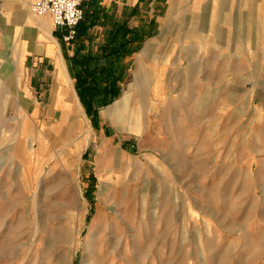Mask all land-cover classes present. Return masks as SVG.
I'll use <instances>...</instances> for the list:
<instances>
[{"label":"rangeland","instance_id":"obj_1","mask_svg":"<svg viewBox=\"0 0 264 264\" xmlns=\"http://www.w3.org/2000/svg\"><path fill=\"white\" fill-rule=\"evenodd\" d=\"M131 22L132 48L69 61L118 81L94 115L52 68L0 67V264H264V0Z\"/></svg>","mask_w":264,"mask_h":264},{"label":"crops","instance_id":"obj_2","mask_svg":"<svg viewBox=\"0 0 264 264\" xmlns=\"http://www.w3.org/2000/svg\"><path fill=\"white\" fill-rule=\"evenodd\" d=\"M34 1L0 0V67L3 70H42V81L49 73V68H52L58 81L56 87L62 84V92L70 93L77 86L78 74L90 70L79 59L78 73L71 76V56L81 58L87 55L88 60L101 62L113 56V48L122 45L132 48L139 39L134 40V36H129L128 31L133 29L131 20L153 0H88L84 3V18L78 24L77 33L71 41L64 39L68 27L56 26L50 14L38 16L33 13L31 5ZM97 25L107 31L103 41L98 44L106 47L102 53L89 51L91 30ZM73 44L74 49H81L77 50L80 51L77 55L67 52L66 45Z\"/></svg>","mask_w":264,"mask_h":264},{"label":"built area","instance_id":"obj_3","mask_svg":"<svg viewBox=\"0 0 264 264\" xmlns=\"http://www.w3.org/2000/svg\"><path fill=\"white\" fill-rule=\"evenodd\" d=\"M86 1L88 0H35L31 8L38 16L50 14L56 26L68 27L64 39L71 41L77 33L78 24L84 18Z\"/></svg>","mask_w":264,"mask_h":264},{"label":"trees","instance_id":"obj_4","mask_svg":"<svg viewBox=\"0 0 264 264\" xmlns=\"http://www.w3.org/2000/svg\"><path fill=\"white\" fill-rule=\"evenodd\" d=\"M122 47H126L125 45H122L120 47H116V49L113 48L115 53H118ZM129 49V48H128ZM128 49H124V54L125 55L127 52H129ZM86 74L84 73H79L77 76V88L79 90L80 96L82 98L83 103L85 104L88 112L91 115H94L97 112V107L95 108L94 104L95 102H99L101 104H108L114 97L117 96V80H111L110 78L105 77L104 79H107V81L101 80L104 82L106 86L104 89H101L100 87V81L98 80L99 78L95 76L92 71V73H87L89 72L88 70H84ZM90 87V88H88ZM97 87H99V90H103V93H98L96 94L95 92H92V90H96ZM98 92H101L99 91Z\"/></svg>","mask_w":264,"mask_h":264},{"label":"bare ground","instance_id":"obj_5","mask_svg":"<svg viewBox=\"0 0 264 264\" xmlns=\"http://www.w3.org/2000/svg\"><path fill=\"white\" fill-rule=\"evenodd\" d=\"M127 96V95H126ZM124 97L122 100H124V99H126L127 97ZM78 96H74V97H72V106H71V108H75L76 106L81 110L82 109V105H81V103H80V101L78 100V98H77ZM128 99V98H127ZM122 100H120V101H122ZM120 101L119 102H117V104L114 106V107H111L108 111L110 112V110H114V108H116V106L120 103ZM123 102V101H122ZM125 102V101H124ZM127 102V101H126ZM128 103V102H127ZM126 103V104H127ZM117 107H119V106H117ZM117 110H119V109H117ZM114 111H116V110H114ZM113 111V112H114ZM112 113V112H111ZM116 115V114H115ZM118 119V118H117ZM119 122V121H118ZM88 131H89V129H88ZM29 150L32 152L33 151V144L32 143H30V146H29Z\"/></svg>","mask_w":264,"mask_h":264}]
</instances>
